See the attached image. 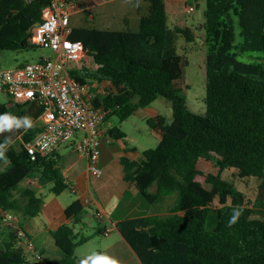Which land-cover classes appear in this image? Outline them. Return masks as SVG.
Wrapping results in <instances>:
<instances>
[{
  "label": "trees",
  "instance_id": "1",
  "mask_svg": "<svg viewBox=\"0 0 264 264\" xmlns=\"http://www.w3.org/2000/svg\"><path fill=\"white\" fill-rule=\"evenodd\" d=\"M143 1L148 8L140 12L137 30L82 24L70 33L88 53L71 66L70 74L96 93L91 103L106 110L105 121L113 113L123 121L160 95L172 101L171 121L158 112L147 119L161 133L159 144L143 150L139 159L122 155L120 162L124 180L134 183L147 201L177 193L176 201L165 216H130L118 220L116 227L142 264H264V210L257 211L253 200L224 176L226 169L235 168L240 177L259 178L264 191V0H206L205 113L189 108L179 85L186 60L177 37L182 33L191 43L195 31L170 23L166 0ZM46 4L0 0V50L38 47L31 28ZM97 82L108 86L97 92ZM42 112L37 101L21 102L11 95L6 102L0 100V117L21 122L0 131V155L8 160L0 170V229L5 234L0 236V264H78L76 248L89 239L78 238L75 230L90 205L80 199L65 209L70 221L51 230L64 251L55 262H43L42 252V258L33 255L39 263L31 260L24 239L6 222L8 212L37 216L44 206L35 188H21L28 176H38L43 184L53 182L51 190L57 194L71 191L57 150L33 160L26 148L42 129L37 124ZM112 131L116 138L126 136L121 129ZM17 139L19 146L14 144ZM202 161L210 162L211 169ZM98 232L104 234V227Z\"/></svg>",
  "mask_w": 264,
  "mask_h": 264
},
{
  "label": "rangeland",
  "instance_id": "2",
  "mask_svg": "<svg viewBox=\"0 0 264 264\" xmlns=\"http://www.w3.org/2000/svg\"><path fill=\"white\" fill-rule=\"evenodd\" d=\"M103 1V0H100ZM99 0H76L74 6L71 7L73 11L72 26H80L82 24L93 25L97 27H105L101 22L103 18V7L99 5ZM107 1V0H104ZM139 0H113L108 2L110 8V16L112 19V26L116 28H127L125 22H132L135 18L133 9ZM169 4V16L170 23L172 25L188 26L195 31L196 40L188 43L185 36L182 33L178 34L176 45L178 51L184 56L186 64L184 66V77L179 80V85L182 86L181 93L186 97L188 106L191 110L198 113H205L206 95H207V68H206V54L207 45L205 42V28L203 24L205 22V9L206 0H168ZM190 4L194 5L196 9L192 12L188 11ZM108 9V8H107ZM106 9V10H107ZM90 12V14L88 13ZM95 16V18H94ZM130 27H133L130 25ZM139 29V28H137ZM136 29V30H137ZM56 54L49 48L35 47L25 50H0V68L9 69L20 66L22 63L36 62L44 57H55ZM82 61V60H81ZM75 63V62H74ZM72 63V65H74ZM71 65V66H72ZM94 84V87L101 88V91L108 86L103 82L101 85ZM98 92V89H97ZM137 96L134 101H138ZM8 95L0 92V100L6 102ZM152 112H159L167 116L168 121L172 120L173 108L172 101L163 95H160L151 105L147 107H139L133 114L121 121L118 114H111L106 120V128H118L126 133L125 137L112 138L111 140L102 139L100 142L101 150V164H106L108 169H103V175L96 178L94 181V187L96 193L94 197L96 200L101 201L106 209L109 211V216L106 218L95 217V211L99 208H88V212L91 210L93 217L86 211L84 212L82 219L83 222L76 224L75 230L78 234V238L87 236L89 239L78 245L76 248V259L78 264L93 253L97 255L106 254L113 258L112 248L119 249L120 256L116 257L119 264L124 258L130 260V264L133 262L131 251L127 252L121 245L122 235L120 231L114 227L113 231L109 235L98 232V228L103 224L108 226L114 225V220L118 217H129L146 214H158L167 215L170 211L172 204L176 201L177 193L163 196L161 200L157 202H149L139 192L138 187L134 183L127 185V183L121 178L122 169H120V163L118 157L127 155L131 158H141L142 152L148 148L156 147L161 139V134L158 130L152 129L148 123V117ZM37 124H42L39 119ZM21 139H17L14 144L19 146ZM66 148V149H64ZM67 150H72V144H68L61 150L63 153H67ZM131 151V153H129ZM8 160L4 155H0V170L7 167ZM102 165H100L102 167ZM201 165L206 169H211L212 164L210 162L202 161ZM62 173L65 172L67 163L60 161L59 164ZM123 167V166H122ZM119 168V170L117 169ZM113 170V171H112ZM113 172L110 175V172ZM114 175V176H113ZM224 176L233 181L235 185L243 190L252 200L253 206L257 211L264 210V191L259 188L260 179L251 177H240L235 168L226 169ZM21 188L31 186L35 188L39 194L44 197L45 203H52L56 198H60L63 202L72 199H78L79 195L72 191H64L57 194L51 190L53 182L47 184L41 183L38 176H28L20 184ZM156 185L154 184L149 188L151 192H155ZM122 192V198L120 199V205L113 211V204L115 197L119 196ZM20 200L24 203L25 197L20 194ZM43 209V208H42ZM17 221H22L25 225L28 223L34 227L43 228L42 232L33 237L32 240L38 251L43 253V262H55L64 255V251L56 244L52 234L45 230V222L47 219L40 211L37 216H24L19 210H13L12 212ZM209 227H213V224H208ZM6 228V227H5ZM0 236L5 237L0 229ZM0 237V238H1ZM28 257L35 261L33 257L34 251L28 250ZM125 259V260H126ZM39 263L40 260H36Z\"/></svg>",
  "mask_w": 264,
  "mask_h": 264
},
{
  "label": "built area",
  "instance_id": "3",
  "mask_svg": "<svg viewBox=\"0 0 264 264\" xmlns=\"http://www.w3.org/2000/svg\"><path fill=\"white\" fill-rule=\"evenodd\" d=\"M25 1L32 3L36 0ZM75 2L47 0L40 21L31 28L32 41L38 46L51 49L56 56L44 57L15 68H0V92L21 102L37 101L43 108L39 118L42 129L26 143L33 160L53 153L64 143L72 142L77 154L87 160L89 172L100 176L103 174L100 166L101 126L107 112L92 105L91 100L96 93L90 85L70 74L72 63L88 58L85 44L70 37L73 29L71 7ZM194 10V5L188 7L189 12ZM101 84L97 82L96 85ZM70 185L72 192H78L77 186ZM86 202L93 205L97 200L91 195ZM95 214L100 219L109 216V212L102 209L96 210ZM5 219L14 227L18 236L24 239L27 249L34 251L37 258H42L41 253L35 251L32 238L16 216L8 212ZM114 227L106 226L104 234L109 235Z\"/></svg>",
  "mask_w": 264,
  "mask_h": 264
},
{
  "label": "crops",
  "instance_id": "4",
  "mask_svg": "<svg viewBox=\"0 0 264 264\" xmlns=\"http://www.w3.org/2000/svg\"><path fill=\"white\" fill-rule=\"evenodd\" d=\"M107 1L110 2V1H113V0H107ZM107 1H104L103 0V1H100L99 2V5L101 7H103V9H104L102 11L103 12V16H102L103 18L101 19V22H102L103 25H106L105 27H102V28L120 29V28H116V27H113L112 26V19L113 18L109 17L110 16V8L108 7V2ZM166 2H167V8H168V12H169L168 0H166ZM185 3H186V0H185ZM190 5H192V4H190ZM147 8H148V3L147 2H145L143 0H139L138 1V4L136 2L135 6H134V9H133L135 18H134V20L132 22H125L127 24L126 26L129 25L128 27H130V25H131L133 27H130V28H132L134 30H136L137 28H139V24H140V12L141 11H147ZM195 9H196V7H195ZM72 16H73V14H72ZM122 29H124V28H122ZM100 91H101V88H100ZM105 124H106V121H104V123L101 126V130H102V136H101V138L102 139L106 138V140L109 141V138H111V136H112V138H115V132H113L112 131V128H110V127L109 128H106ZM68 144H72V150L71 151L67 150V153H63L61 150L63 149V147L67 146ZM64 149H66V148H64ZM129 153H131V151ZM56 154L59 157L60 161H64V162L67 163V166L65 168L64 174H65L66 177L69 178L71 184H73V185H75V186L78 187V192H76L79 195L78 199H80L84 203L88 204L86 202L87 198L90 197L91 195L94 196V193H96V190H95V187H94L95 186L94 185L95 184L94 181H95L96 178H94V177H100L103 174L100 175V176H98V175H95V174H91L89 172L88 165H87V160L77 154V152L74 149V146H73V143L72 142H68V143H64V144L60 145L59 148L57 149V153ZM120 158L121 157H118V161H119V163L121 165L120 166V169H122V176H121V178L124 180V170H123L122 164L120 162ZM100 165H102L101 164V155H100ZM102 168L103 169L104 168L105 169H108V166L106 164H103L102 165ZM117 169L119 170V168H117ZM112 171L110 172V175L113 173ZM125 182L127 183V185H131L127 181H125ZM122 195L123 194L121 192L119 194V196H116L115 197V201H114V204H113V211L114 212L116 211V209L120 205V199L122 198ZM75 200H77V199H72V200L63 202L60 198H56L54 201H52V203H49V204L44 203V206H43V209L42 210H43V213H44V215H45V217L47 219V222H45V228L44 229L45 230H48L51 233V230H56L63 223L69 222L70 221V218L67 217V215L65 213V209H66V207L69 204H71ZM93 205H91V206L106 211L103 203L101 201H99L98 199H97L96 204H93ZM87 208H92V207H90V205H88ZM88 213H89V215L91 217H93V215L91 214V210ZM95 217L98 219V217L96 216V214H95ZM123 218H126V217L118 216L113 221L114 222V226L116 227L117 221L118 220H121ZM19 223H21L23 225V227L27 230V232H28V234L30 235L31 238L39 235L42 232V230H43V228L34 227V226H32V225H30L28 223L25 225L20 220H19ZM106 226H108V225L107 224H103L102 225V227H104V228ZM121 237H122V240H121L122 242H120L121 245L124 247V249L127 252L131 251L132 260H133V262L131 264H142L141 261H140V259H139V257H138V255L132 249V247L130 246V244L125 240V238L123 236H121ZM111 250H113L112 251L113 258H116V257H119L120 256V253L121 252L119 251L118 247H117V249H115V247H114ZM35 251H38V249L36 247H35ZM38 252H40V251H38ZM125 259L126 258L123 259V261L121 262V264H130L129 263L130 260L129 259H126L125 260Z\"/></svg>",
  "mask_w": 264,
  "mask_h": 264
},
{
  "label": "clouds",
  "instance_id": "5",
  "mask_svg": "<svg viewBox=\"0 0 264 264\" xmlns=\"http://www.w3.org/2000/svg\"><path fill=\"white\" fill-rule=\"evenodd\" d=\"M20 123V121L5 115L0 117V131H3L6 128L11 129L14 125L19 127ZM25 123H30V121H25ZM234 221L235 217L233 218V222ZM80 264H119V262L106 254L97 255L93 253L92 255H89L87 258L83 259Z\"/></svg>",
  "mask_w": 264,
  "mask_h": 264
},
{
  "label": "water",
  "instance_id": "6",
  "mask_svg": "<svg viewBox=\"0 0 264 264\" xmlns=\"http://www.w3.org/2000/svg\"><path fill=\"white\" fill-rule=\"evenodd\" d=\"M66 191H68V189Z\"/></svg>",
  "mask_w": 264,
  "mask_h": 264
}]
</instances>
